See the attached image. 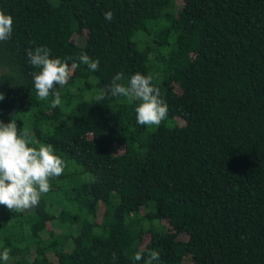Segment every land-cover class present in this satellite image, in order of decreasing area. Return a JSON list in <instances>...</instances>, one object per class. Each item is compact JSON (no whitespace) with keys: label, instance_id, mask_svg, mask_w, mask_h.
Listing matches in <instances>:
<instances>
[{"label":"trees","instance_id":"16d2710c","mask_svg":"<svg viewBox=\"0 0 264 264\" xmlns=\"http://www.w3.org/2000/svg\"><path fill=\"white\" fill-rule=\"evenodd\" d=\"M0 11L14 18L0 120L66 164L37 206L0 205L7 264H145L153 250V264H264V0H0ZM36 47L70 67L59 107L37 97ZM121 72L125 84L153 76L169 109L159 127L137 123L140 101H97Z\"/></svg>","mask_w":264,"mask_h":264},{"label":"clouds","instance_id":"9594fccd","mask_svg":"<svg viewBox=\"0 0 264 264\" xmlns=\"http://www.w3.org/2000/svg\"><path fill=\"white\" fill-rule=\"evenodd\" d=\"M114 13L107 11L105 20L111 21ZM14 18L0 11V42L7 41L13 33ZM51 50L47 47H36L27 50V57L31 66L40 69L33 73L34 88L40 100L53 97L52 107L61 106L62 100L56 85L64 87L71 75L67 62L59 58H50ZM79 62L88 66L90 71L99 70V60H92L87 53H82ZM73 64L72 67H76ZM124 74L117 73L111 84L100 90L97 101L103 100L109 95L125 97L128 103L140 101L135 108L136 121L141 126L159 127L168 117V105L160 98L159 89L153 84L151 74L145 76L136 73L130 81L122 83ZM4 96H0V101ZM32 141L29 131L18 129L15 118L10 123L0 120V205L6 206L11 212H21L33 206H37L42 195L50 191V179L58 178L65 170V162L54 153V147L50 144H41L39 148L30 147ZM11 249L4 248L0 252V260L5 264L10 259ZM113 262L117 259L115 253ZM136 261L143 259L142 252L134 255ZM160 259L159 252L153 250L148 253L145 264H153Z\"/></svg>","mask_w":264,"mask_h":264},{"label":"rangeland","instance_id":"374dc122","mask_svg":"<svg viewBox=\"0 0 264 264\" xmlns=\"http://www.w3.org/2000/svg\"><path fill=\"white\" fill-rule=\"evenodd\" d=\"M180 3V1L178 2V4ZM86 33H84L83 35H79L77 34L74 38V42L78 45H84V43L86 42ZM178 91H180V89H178ZM173 122H169V126H172ZM159 223H157L158 225ZM59 227V226H58Z\"/></svg>","mask_w":264,"mask_h":264}]
</instances>
